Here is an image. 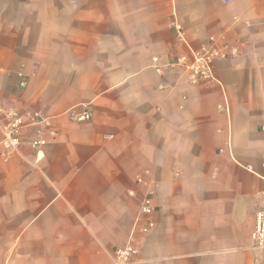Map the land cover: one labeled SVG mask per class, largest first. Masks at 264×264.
<instances>
[{
	"label": "crops",
	"instance_id": "1",
	"mask_svg": "<svg viewBox=\"0 0 264 264\" xmlns=\"http://www.w3.org/2000/svg\"><path fill=\"white\" fill-rule=\"evenodd\" d=\"M226 43L219 82L166 66ZM0 101L52 124L0 159V264H264V0H0Z\"/></svg>",
	"mask_w": 264,
	"mask_h": 264
},
{
	"label": "built area",
	"instance_id": "2",
	"mask_svg": "<svg viewBox=\"0 0 264 264\" xmlns=\"http://www.w3.org/2000/svg\"><path fill=\"white\" fill-rule=\"evenodd\" d=\"M230 2L231 0H224ZM178 35L181 40L186 42L185 34L180 24L176 23ZM212 41L215 38L211 39ZM239 53V49L230 44H223L220 47L209 46L203 47L200 50H192L190 56L180 55L174 58L166 66H180L183 67L191 84L198 85L207 82H219L215 76V62L218 59H228L234 57ZM164 66V65H163ZM163 66H157L156 69L161 71ZM22 78L20 85L26 86L27 80L23 73H19ZM222 109L228 110V106H220ZM70 118L74 120H89L92 117L91 113H78L75 109L68 111ZM51 119L45 116L40 111H31L23 113L19 108L13 105H8L0 101V159L8 160L19 147L26 141L24 136V129L29 126L40 127L37 132V137L30 140L34 148H41L45 139L41 136V126L51 127ZM146 173L149 174L147 170ZM138 183L147 185L149 183L142 175L137 178ZM155 208V193L153 190H148L142 197L140 203V213L143 216L149 217L153 214ZM154 222L150 221L148 227H153ZM253 238L257 241L258 246L264 245V209L259 210L256 214L255 227L252 233ZM138 249L133 243H128L125 246L118 248L114 254V261L116 264H129Z\"/></svg>",
	"mask_w": 264,
	"mask_h": 264
}]
</instances>
